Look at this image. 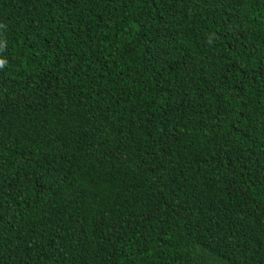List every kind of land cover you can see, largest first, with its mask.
<instances>
[{
    "label": "trees",
    "instance_id": "1",
    "mask_svg": "<svg viewBox=\"0 0 264 264\" xmlns=\"http://www.w3.org/2000/svg\"><path fill=\"white\" fill-rule=\"evenodd\" d=\"M0 264H264V0H0Z\"/></svg>",
    "mask_w": 264,
    "mask_h": 264
},
{
    "label": "clouds",
    "instance_id": "2",
    "mask_svg": "<svg viewBox=\"0 0 264 264\" xmlns=\"http://www.w3.org/2000/svg\"><path fill=\"white\" fill-rule=\"evenodd\" d=\"M3 64V62L2 61H0V65H2Z\"/></svg>",
    "mask_w": 264,
    "mask_h": 264
}]
</instances>
